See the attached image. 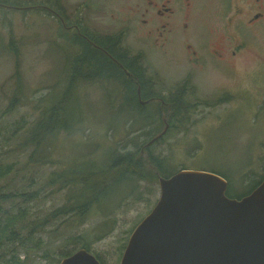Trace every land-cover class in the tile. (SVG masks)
Here are the masks:
<instances>
[{
	"label": "rangeland",
	"instance_id": "obj_1",
	"mask_svg": "<svg viewBox=\"0 0 264 264\" xmlns=\"http://www.w3.org/2000/svg\"><path fill=\"white\" fill-rule=\"evenodd\" d=\"M0 1L20 6L29 5V0ZM247 1L209 0L199 17L201 29L193 35L195 43L202 41L203 45L209 44L216 37L211 33L212 30L228 29L230 33L221 32L224 37L219 40L229 46L234 42L242 44L236 56L230 54L234 48H228L225 60L213 58L208 54L206 46L198 62L191 63L187 55V43L191 42H185V37L183 43L178 41L169 47L168 52L157 51L148 44L142 48L145 42L136 36L128 39L135 50H143L147 65L158 79L155 86L162 91L161 94L167 96L169 90L188 82V100L197 103L186 121L187 129H170L169 134H164L163 140L152 145V152L167 159L166 166L172 171L186 168L221 174L228 180V193L247 192L251 182L261 179L264 174V23L251 30L242 28V35H237L234 29L244 19L245 13L239 19H234V25L226 28L227 17L223 16L222 6L226 4L228 8L229 3L231 7L227 16H232L234 6L248 8ZM20 11L23 10L0 7V151L13 141V136L19 135L18 132L25 125L24 122L17 121L22 120L24 115L29 122L35 118L39 98L48 97L61 90L65 84L61 70L54 65L59 64L60 53L57 47H49L50 42L58 40L57 37L52 40L54 25L51 26L48 21L27 20L28 12ZM107 22L111 32L119 33L117 25H110L108 19ZM98 25L100 26L99 23ZM234 34L237 35L236 38L232 37ZM13 46L19 48L18 55L12 50ZM48 54L53 57L52 60ZM17 60L22 64L21 70L27 86L22 103L11 114L2 115V110L16 88L14 81L9 78L15 71ZM103 90L96 83L81 84L74 90L76 96L83 97L81 101L85 102L83 104L87 110V121L71 133L63 131L58 135L56 149L53 145L46 150L50 162L30 164L21 175L34 174L44 181L53 171L67 169L66 164L71 155L79 156L81 150L90 154L94 163L101 165L104 163V153L112 150L124 152L133 148L127 141L129 137L126 135L129 132L125 128L126 122L117 125L118 120L114 117L117 116L116 112H112V117L107 110L112 111V105L102 99ZM118 96L113 98V102L122 101ZM106 100L109 102L108 98ZM147 111L153 112L149 108ZM128 115L125 110L119 116L126 118ZM143 115L146 118L149 114ZM111 124L117 126H113L116 129L111 127L109 131L108 126ZM159 126L155 130L154 125L139 129L137 134L142 131L152 132L150 138L148 134H141L139 141L157 136L166 125L161 122ZM135 127H131L132 134H135ZM18 140L19 137L15 143ZM86 143L92 146H81ZM19 157L21 161L27 162L28 154H19ZM51 190V187L48 188L46 196L32 203L31 217L44 216L47 211L68 201L69 189L54 193ZM128 190L129 193L118 204L116 202L120 200V195L108 205L101 206L108 212L104 215L96 205V209L88 213L84 222L74 213L54 220L39 237L46 241L45 255L42 251L31 250L33 264H59V259L64 254L83 246L82 239L72 240L78 235L90 241V250L99 254L106 264H120L132 230L158 200L159 181H133ZM109 209L111 210L108 211ZM104 223H109V226ZM24 256L21 253V257Z\"/></svg>",
	"mask_w": 264,
	"mask_h": 264
},
{
	"label": "trees",
	"instance_id": "obj_2",
	"mask_svg": "<svg viewBox=\"0 0 264 264\" xmlns=\"http://www.w3.org/2000/svg\"><path fill=\"white\" fill-rule=\"evenodd\" d=\"M23 12L27 13L28 10L25 9ZM34 13L38 14V12ZM61 36L65 37L62 30L58 32V37L62 38ZM113 36L117 38V35ZM53 39H56V37L52 35ZM115 42L118 43V40L115 39ZM51 46L57 47L60 53L59 64L56 65L54 63V65L63 74L64 87L57 92L51 93L48 97L42 96L39 98L35 107L38 110L35 118L29 122L26 115H24L22 120L17 121V123L22 121L25 125L18 132L19 135L13 136V141L7 143L6 148L2 147V151H0V264H33L31 250L42 251V254L45 255L46 241L39 237L43 232L47 231V227L54 220L74 213V215L79 216L81 222H84L88 213L92 209H96L94 208L96 205H98L104 215L108 212H105L101 206L103 204L108 205L120 195V200L116 202L118 204L129 193L128 187L133 181L147 180L150 183L157 181L156 170L164 177H169L176 173L178 170H174V172L166 166L167 159L156 156L151 149L152 145L163 140L165 135L147 146V143L155 136L142 142L139 141V136L148 134L147 136L150 138L152 132L146 133L142 131L141 134L136 132L149 125H154L153 129L155 130L160 127L159 123L165 124V118L170 123V129L183 128L186 130V121L197 105V103H192L188 100V82H185L177 89L169 90L167 96L160 94L166 101L164 103L166 105L160 104L161 109L156 112H146V109H143L140 103L132 100L137 95L135 92L136 88L132 86L123 87V80L128 79V77L117 70L116 64L107 61L114 69L109 68L100 71H91V69L86 71L83 69L67 70L64 66L63 50L65 49L67 53L71 51L66 46L57 44L55 41L49 43V47ZM119 46H121V43H119ZM12 50L16 55L20 53L19 48L16 46H13ZM130 54L133 53L130 52ZM73 55L77 54L73 53ZM114 55L119 60L116 54ZM48 56L51 60L53 59L49 54ZM77 58L82 60V55ZM105 59L107 60V58ZM139 62L143 64L141 60ZM92 63H95L94 57H87L86 60L83 57L82 64H85L86 67L87 64ZM96 63L97 67L95 66V69H100L106 62L97 58ZM123 63L126 66L128 65L125 61ZM144 64H147L145 59ZM21 66L22 64L17 60L15 71L9 78V80L14 81L16 88L2 110V115L11 114L22 103L27 85H25ZM151 81H153L151 84L154 88V77H151ZM86 83H96L104 89L102 99L108 105H112V111L108 108L107 110L109 113L111 112L110 115L112 117L114 116L112 112H116L117 116L114 117L118 120L117 125L120 123L123 125L126 122L125 128L129 132L126 136L130 138L127 141L129 140L128 142L133 145V148H129V150L124 152L112 150L104 153L102 156L104 163L101 165L94 163L90 154L81 150L79 156L71 155L66 164L68 166L67 169L53 171L44 181L34 174L21 175L20 173L28 169L30 164L50 162V159H48L49 154L46 153V150L53 145L56 149L58 135L63 131L71 133L75 131L74 129H79L87 121V110L83 104L85 102L81 101L83 97L80 95L76 96L74 92L79 85ZM156 84H158L157 78ZM108 86L112 88H108ZM158 91L162 92L159 89ZM146 93L147 88L143 89L144 97H147ZM156 95H159V93ZM116 96L121 97L122 101L113 102V98ZM106 98L109 99V102ZM125 98L129 99V101L125 102ZM103 103L105 104V102ZM125 110L128 111L129 115L126 118H122L119 115ZM144 113L149 115L144 118ZM117 125L111 124L108 126V130L110 131L111 127ZM132 126H136L133 130L135 134L131 132ZM112 129H116V127ZM17 137H19V140L15 143ZM81 146L92 145L86 143ZM143 149L145 150L144 152ZM24 153L28 154L27 162L21 161L19 157V154ZM263 179L264 174L261 179L252 181L250 189L244 193H235L233 191L228 193L230 190L229 186L227 194L230 197L241 198L250 193ZM50 187L52 188L51 193L69 189L70 197L68 196V201L56 209L47 211L44 216L31 217L32 203L42 196H46L48 194L47 189ZM55 188L57 189L55 190ZM104 225L109 226V223H104ZM80 239L84 241L82 247L90 250V241L84 236L78 235L72 238V240L76 241ZM77 249L64 254L63 258L73 254ZM21 253H24V258L21 257ZM96 256L102 264H106L99 254H96ZM61 260L59 259V261Z\"/></svg>",
	"mask_w": 264,
	"mask_h": 264
},
{
	"label": "flooded vegetation",
	"instance_id": "obj_3",
	"mask_svg": "<svg viewBox=\"0 0 264 264\" xmlns=\"http://www.w3.org/2000/svg\"><path fill=\"white\" fill-rule=\"evenodd\" d=\"M208 1L29 0V5L25 6L0 1V7L16 10L27 9V20L48 21L52 24L51 26L54 25L55 31H52L51 34L58 38L55 42L66 46L71 51L67 53L65 49L63 50L64 66L67 70L83 69L86 71L91 69V71H100L109 68L114 69L107 61L116 64L118 68L116 69L128 77V79L123 80V87L132 86L136 88L135 92L137 95L132 100L140 103L143 109L149 108L156 112L161 109L160 104H164L166 101L160 96L161 92L155 86L156 75L153 74L149 65L144 64V59L146 61V58L143 50H135L128 42V39L130 36H136L144 40L145 43L142 48H145V45L148 44L157 51L166 50L164 52H168L169 47L173 44L178 41L183 43V38L185 37V42H191L187 43V55L191 63L198 62L202 55V50H205L206 46L208 54L217 60H225L227 58L225 51L230 47L234 48L231 50V56H236L242 46L240 42H234L229 46L224 41L219 40L224 37L221 32L230 33L228 29L212 30L211 33L216 37L211 43L206 45L205 43L203 45L202 41L195 40L197 42L195 43L192 40L194 33L201 29L199 17L209 3ZM222 6L224 8L223 16L227 17L226 28L234 25V19H239L245 13L244 19L234 29L237 35H242V28L251 30L252 27L264 23V0H248L246 2L248 8L244 6V9L243 7L234 6L235 9L232 16H227L230 13V4L228 3V8L226 4ZM34 12H38V14ZM107 19L110 25L114 23L119 27L117 30L119 33L111 32ZM55 20L57 21V26H55ZM60 30L64 32L65 37H58ZM113 35H117V38H114ZM237 35L234 34L232 37L236 38ZM115 39L118 40V43L115 42ZM119 43H121V46H119ZM130 52L135 55L130 54ZM73 53L77 55H73ZM112 53L116 54L119 60ZM81 55L82 60L83 57L85 60L87 57H94L95 63L87 64L86 67L85 64H82V60L77 58ZM97 58L106 62L100 69H95V66L97 67ZM140 60L143 64L139 62ZM123 61L127 62L128 65L126 66ZM151 77L155 79L154 88L151 84L153 82ZM139 88L141 93H139ZM146 88L147 97H144L143 89ZM158 93L159 95H156ZM124 101L127 102L129 99L125 98ZM169 129L170 124L168 131Z\"/></svg>",
	"mask_w": 264,
	"mask_h": 264
},
{
	"label": "water",
	"instance_id": "obj_4",
	"mask_svg": "<svg viewBox=\"0 0 264 264\" xmlns=\"http://www.w3.org/2000/svg\"><path fill=\"white\" fill-rule=\"evenodd\" d=\"M168 128L166 122L147 146ZM156 173L158 200L133 229L120 264H264V179L236 198L227 194L228 180L212 171ZM59 264L102 263L81 247Z\"/></svg>",
	"mask_w": 264,
	"mask_h": 264
}]
</instances>
